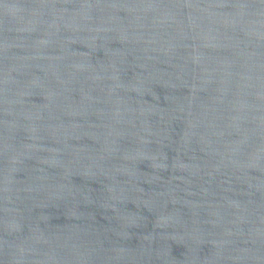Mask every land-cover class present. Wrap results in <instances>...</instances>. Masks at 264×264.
<instances>
[{
    "label": "water",
    "instance_id": "water-1",
    "mask_svg": "<svg viewBox=\"0 0 264 264\" xmlns=\"http://www.w3.org/2000/svg\"><path fill=\"white\" fill-rule=\"evenodd\" d=\"M0 264H264V0H0Z\"/></svg>",
    "mask_w": 264,
    "mask_h": 264
}]
</instances>
